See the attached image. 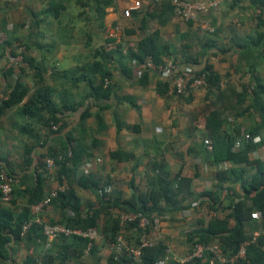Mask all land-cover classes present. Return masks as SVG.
I'll return each mask as SVG.
<instances>
[{
  "label": "crops",
  "instance_id": "0c3cea01",
  "mask_svg": "<svg viewBox=\"0 0 264 264\" xmlns=\"http://www.w3.org/2000/svg\"><path fill=\"white\" fill-rule=\"evenodd\" d=\"M47 1L0 0V30L6 41L12 47L18 44L21 53L34 61L42 60L46 68L42 77H38L24 62L5 74L7 59L0 55V102L17 80L27 90L23 101L0 117V165H5L16 177L24 179L26 176L25 184L20 187L25 193L14 195L11 206L14 217H20L23 208L30 211L34 205L28 206L26 189L35 185L34 169L38 163L48 157L49 152L64 151L67 147L74 151V159L69 160L67 167L75 171L68 172L63 179L56 171L44 172L41 177L43 192L46 196L65 184L73 192L80 214L97 210L99 217L96 227L91 229V236L76 235V238L65 240L69 244L66 264H108L113 253L111 237L116 216L111 210L115 206L126 207L133 193L148 196L152 188L167 193L159 203V210L153 211L166 214L161 221V242L167 248V261L185 264L192 248L187 241L189 233L215 216L230 214L232 205L238 200L251 205L241 184L233 180L232 169L244 167L243 179L248 180L255 168L216 161L213 154L207 152L203 140L212 141L215 131L219 137L242 138L259 127V115L250 96L246 95L253 85L251 74L245 67L246 61L239 60L238 55L255 32L264 31L257 27L258 19L264 18V9L252 7L250 0H210L214 7L195 14L211 28L208 32L195 21H184L176 16L169 0H96L98 5L88 8L91 19H95V14L101 17L95 20L94 38L90 36L86 46L85 37L82 46H78L72 38L64 44L60 41L61 31L55 19L33 16L47 8ZM89 2L94 3L93 0ZM127 10L131 15L125 17L123 12ZM92 25L87 24L90 29ZM109 31H113V35ZM153 32L158 33L159 44L168 49L161 54L163 63L172 62L178 70L196 69L192 64L195 61L198 70L206 64L217 76V85L210 89H194L185 96L175 95L170 86L159 93L157 88L162 81L158 74L129 58L138 43ZM97 48L109 53V61L95 78L87 73L82 79L85 72L82 68L92 62V53ZM72 68L76 69L74 77L70 73L64 76L62 72ZM105 73L111 77L110 98L106 102L94 101L89 97L86 81L93 79L95 85H99ZM143 74L144 82L137 77ZM254 78L264 83V61L257 66ZM39 88H50L51 99L58 106L68 107L62 109V120L56 125L58 131L54 126L49 129L41 125L42 120L48 119L44 111L38 117L19 115L23 104ZM84 111H88V116L81 118ZM253 136H260L261 143L253 144L255 148L249 158L263 161L264 128ZM247 143L243 141L238 149ZM87 161L92 163L90 179L105 187L104 192L79 186L82 174L78 177L76 172ZM224 171L228 178L219 182L217 174ZM177 180H181L178 189L175 187ZM209 191L216 196L217 203L211 204L204 197L203 193ZM106 204L111 207L104 208ZM4 206L10 207L9 204ZM63 212L57 202L45 207L39 216H33L31 220L37 218L39 222L30 228L35 231L10 247L16 264L27 257L44 259L49 240L42 228L47 224H60ZM228 223L229 229L235 227L234 218ZM244 230L247 235L257 232L264 236L261 219L245 222ZM137 237L134 228L128 229L126 245L135 246ZM84 239L88 240L85 246ZM61 243L58 238L50 240L53 251L49 252L56 255L61 251ZM209 244L221 250L217 240ZM50 264H59V259Z\"/></svg>",
  "mask_w": 264,
  "mask_h": 264
},
{
  "label": "trees",
  "instance_id": "16d2710c",
  "mask_svg": "<svg viewBox=\"0 0 264 264\" xmlns=\"http://www.w3.org/2000/svg\"><path fill=\"white\" fill-rule=\"evenodd\" d=\"M90 1V0H89ZM87 2L86 5H82V7H94L98 5L96 0H93V5L90 2ZM80 0H75V4H79ZM68 0H48L47 1V8H45L39 14H33L34 17L42 16H49L55 19L58 23L60 22V16L62 11L66 10ZM251 6L255 8L264 9V0H250ZM171 11H173L170 5ZM125 12V11H124ZM131 15V11L129 12ZM99 16L95 14V20H99ZM64 26V25H63ZM99 26H103L102 23H99ZM258 28H264V18H259L257 22ZM60 31L67 32L66 29H63L62 26L60 27ZM73 30L70 28V33ZM85 45L88 46L90 43V36L87 34ZM65 37H61L60 41L64 44L67 43ZM11 46L10 43L7 41L3 44L1 48L0 55H2L4 49L10 48L11 54H16V50L18 49L19 45L17 44L15 47ZM242 51L239 53L238 58L239 60L245 62V67L251 74V81L253 85L250 86V91H246V95H249L252 106L254 110L258 113L260 121L259 127L253 129L251 131V136L259 134L260 129L264 128V83L260 82V80L254 78L255 70L261 61H264V31L255 32L254 36L247 41L245 45L242 47ZM168 49L160 45L158 42V33L153 32L146 37H144L137 45L136 51L129 53V58L131 60H135L137 63H143L146 57H150L153 63L156 65L165 64L161 59V54ZM23 62H27L35 71L38 77H42V73L45 71V66L41 61H34V59L27 57L24 52L21 53ZM109 53L105 52L103 48H97L92 53V62L87 65L86 67L82 68L85 69L83 76L81 78H85L86 74L89 73L93 78H95V74L101 71L104 65L109 61ZM193 66L197 69L198 63L195 61L192 63ZM192 66V67H193ZM200 67V66H199ZM194 69V68H193ZM194 69L196 73H205L206 74V81H207V89L214 87L217 85V76H215L208 65L202 66L199 70ZM76 69H68L64 70L62 73L67 76V73L73 74ZM5 74L11 73V68H7ZM74 77V74L71 75ZM145 75L140 76V80L144 82ZM105 78L110 79V74L105 73L101 76V82L99 85H95V80L89 79L87 80V86L89 89V97L94 101H104L106 102L109 100L112 86L105 88L103 86V80ZM76 81H79L77 78ZM169 84L162 81L161 84L158 85L157 91L162 93L167 90ZM52 90L50 88H39L35 91L29 99L23 104L22 108L19 110L20 116H27V117H38L41 112H45L48 115L47 120H42L41 125L47 128H51L52 126H56L60 120H62V109H68V107L63 105H57L51 99ZM27 95V90L25 86L17 80L14 84L11 91L8 95L0 102V117L10 108L19 105L24 97ZM242 102V99L239 103ZM103 106L101 107V109ZM88 116V111H84L81 114V118H85ZM216 116L213 114V117ZM40 120V118H39ZM216 119H213V121ZM217 121V120H216ZM219 123V121H217ZM220 124V123H219ZM215 128H213V131ZM54 131V130H53ZM58 131V128L57 130ZM215 133V134H214ZM235 141V137L232 135H225V137H219L217 132H213V149L211 152L213 157L216 161H231L237 165L244 164L245 167H254L255 172L254 174L248 179L244 180L243 175L246 172L244 167L234 168L232 169L233 180L235 182H239L242 186V189L247 195V198L250 200L251 205L248 206L245 204L243 200L236 201L232 207L233 211L230 214H227L224 217L215 216L211 218L204 226H201L199 229H195L193 232L187 235V241L192 245L190 253L193 249V245L195 243H201L207 245L212 243L214 240H217L220 243L221 251L226 258H230L231 256L235 255L240 247V245L247 241L250 235H247L244 230V223L251 222L253 219L251 218V214L253 212H259L261 215V220L264 225V161L258 159H250L249 153L253 151L255 145L251 144L250 142L242 146L238 150L233 149V144ZM66 147V146H65ZM58 154H62L64 156V161L61 163V169L58 172V175L61 179L65 178L68 175V172L71 171L67 164L69 160L74 159V151L68 150L67 147L63 151H55L49 152L47 156L49 158H53ZM47 158V157H46ZM27 163L29 161H26ZM44 160L35 167L36 173V180L35 185L32 186L30 189H26L28 196L27 204L31 206L33 204L38 203L42 199H44L45 194L43 192L42 186V174L45 172L44 170ZM79 165H77L78 167ZM76 167V168H77ZM0 168H6L5 165L1 164ZM9 172V170H8ZM11 174V172H9ZM13 175V174H11ZM14 176V175H13ZM90 175H82L79 178V186L83 189L94 188L97 191L104 192L103 186H101L98 182L90 179ZM16 177V176H15ZM26 178V176H24ZM19 181L16 185L12 188V201L10 202V207L4 206L0 202V264H16L14 259L11 257V245L19 244L27 235L34 230L29 229V231L21 236V227L23 223L31 220L33 218L30 215V211L28 208H23L22 214L20 217H14V213L11 209L12 204H14V195L15 193L24 192L20 189L22 185L25 184L24 179L20 177H16ZM227 173L221 172L217 174V179L219 182H224L227 180ZM181 181V180H180ZM180 181L177 180L175 187L177 189L180 187ZM204 197L209 199L210 203H217L216 196L209 191L204 192ZM167 196L165 192H158L155 188H152L151 193L147 196L144 194H135L133 193L131 197L127 200L125 204L127 206H115L114 208H118L124 212H142L147 217L152 216H159L163 217L166 214L161 212L153 213V211L159 210V203L164 200ZM59 203L61 209L64 211L63 215L61 216L60 224L71 228V229H78L81 231H88L96 227L97 220L99 217V212L97 210H91V212H87L85 215L80 214L79 212V204L74 197L73 192L68 189L65 193H60L56 199L52 201V203ZM51 203V204H52ZM140 204V207H136L137 204ZM210 204V205H211ZM104 208H110L111 205L106 204L103 206ZM213 209L212 206H210ZM72 214V215H70ZM234 218L235 220V227L229 229V219ZM33 221V220H32ZM133 229L134 224H129L126 226V230ZM120 230L119 220L117 218L113 219V227H112V237L111 242L115 241V238ZM136 231V230H135ZM138 235V232H137ZM76 238V235H70L68 237H59L62 241L60 244V252L56 255H52L49 251H53L52 245L49 242V246L45 249L47 251V255L45 254L44 259L42 261L38 259H33L27 257L21 264H50L52 260L59 259V264H66L68 255V248L69 244L65 243V240L68 238ZM80 238V237H79ZM138 239V237H137ZM84 246L87 245L88 240L84 239ZM167 248L162 244L159 243L157 247L154 248H147L144 249L139 264H154L156 260L166 256ZM206 260L203 259H192L191 261L186 262L185 264H209L208 262V255H205ZM108 264H131L130 259L124 254H116L113 252L110 256V260ZM225 264H264V236H259L257 241L253 244H250L246 248V259L245 260H238L236 262H227Z\"/></svg>",
  "mask_w": 264,
  "mask_h": 264
},
{
  "label": "built area",
  "instance_id": "2783aa9c",
  "mask_svg": "<svg viewBox=\"0 0 264 264\" xmlns=\"http://www.w3.org/2000/svg\"><path fill=\"white\" fill-rule=\"evenodd\" d=\"M173 12L176 16L183 19L184 21H195L201 27H203L208 32H211V28L208 24L202 20L195 17L198 12H203L208 8L214 7L215 4L210 0H169ZM138 7L136 3L135 8ZM130 11L123 12L125 17L130 16ZM113 35V31L108 32ZM6 41V36L2 30H0V52L3 44ZM22 48L16 50V54L10 53V48L4 49L2 52L4 58L7 59L8 68H19L23 65V59L21 56ZM143 66L146 70H152L156 72L161 79L169 84L172 88L173 93L177 96H185L189 94L194 89L206 88V74L196 73L191 67H185L182 70H178L176 65L172 62L165 64L156 65L153 63L150 57H146L143 61ZM141 75L137 77L140 78ZM103 86L105 88L111 86V80L105 78L103 80ZM54 130L57 126L53 127ZM243 141L251 142L252 144L259 145L261 143L260 136H251L250 134H245L242 138H237L234 141L233 148L238 149ZM203 144L207 152H211L213 149L212 141L209 138L203 140ZM264 151V146H263ZM264 161V152L263 157ZM64 161V156L58 154L53 158L44 159V170L45 173L52 171L59 172L61 169V163ZM92 167V163L89 161L84 162L76 172V176L80 177L82 175L89 174V170ZM18 179L11 175L7 169L0 168V202L2 204H10L12 201V188L18 183ZM68 187L65 184L57 186L55 189L51 190L41 201L31 206V215L39 216L45 207L50 205L54 199L58 197L60 193L67 192ZM116 215L115 218L119 220L120 230L115 238V241L111 243L112 252L116 254H124L130 259L131 262L140 263L141 254L144 249L154 248L161 242V221L164 217L152 216L147 217L141 212H124L118 208L111 210ZM72 215V214H70ZM253 220H260L261 215L259 212H253L251 214ZM33 223H39L37 218L35 220H29L23 223L21 227V236L26 234L31 228ZM129 224H134V229L138 232V239L135 246L131 247L125 243V232L126 226ZM42 233L49 240L47 242V247L49 246L50 240L57 239L59 237H68L70 235H78L81 237H89L92 235L91 230L81 231L78 229H71L62 224H47L43 226ZM259 234L253 232L249 239L243 242L237 253L230 258H226L221 250L213 245L195 243L191 253H189L186 262L192 259H203L205 255H208L209 264H225L227 262H236L238 260L246 259V248L257 241ZM167 254V253H166ZM154 264H169L167 257L164 256L155 261Z\"/></svg>",
  "mask_w": 264,
  "mask_h": 264
},
{
  "label": "rangeland",
  "instance_id": "374dc122",
  "mask_svg": "<svg viewBox=\"0 0 264 264\" xmlns=\"http://www.w3.org/2000/svg\"><path fill=\"white\" fill-rule=\"evenodd\" d=\"M87 2L88 0H80L79 4H75V0H68L66 10L62 11L60 16V22H62V24L59 23L58 26H62V28L66 29L67 31L64 33H62L63 31L60 32V38H66L62 41H67L68 39L72 38L73 41L75 40V44H77L78 46L80 44V46H82V44L85 42V35L88 34L89 36H92L94 34L93 31L96 27L95 25L97 24V22L95 21V19L90 18L91 15L88 11V8L82 7V5H86ZM51 22H54V20H51ZM90 23H93L91 29L87 26V24ZM70 28L73 30L71 33ZM104 32L103 35H105ZM93 38L94 36H92V40Z\"/></svg>",
  "mask_w": 264,
  "mask_h": 264
}]
</instances>
